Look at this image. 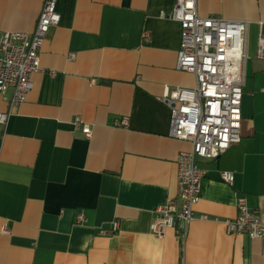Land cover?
Segmentation results:
<instances>
[{
    "label": "crops",
    "instance_id": "0c3cea01",
    "mask_svg": "<svg viewBox=\"0 0 264 264\" xmlns=\"http://www.w3.org/2000/svg\"><path fill=\"white\" fill-rule=\"evenodd\" d=\"M43 1L0 0V33H32ZM174 1H56L42 72L0 125V264H264V240L228 235L223 224L237 217L238 196L264 220V0L196 2L200 17L248 22L241 140L198 161L205 175L186 236L150 232L153 211L176 200V157L190 150L169 138L159 101L166 89L195 87L176 70L178 24L159 18ZM10 97L0 95V114Z\"/></svg>",
    "mask_w": 264,
    "mask_h": 264
},
{
    "label": "built area",
    "instance_id": "2783aa9c",
    "mask_svg": "<svg viewBox=\"0 0 264 264\" xmlns=\"http://www.w3.org/2000/svg\"><path fill=\"white\" fill-rule=\"evenodd\" d=\"M57 0H44L34 30L30 34L0 33V95L11 91L6 113L0 114V125L6 124L13 110L25 101L32 84L30 77L41 73L39 52L49 30L59 23ZM197 0H175L169 12H160L159 18L176 22L180 30V47L176 70L195 78L194 89H166L160 103L170 113L169 138L190 145L180 152L175 161L178 194L176 200H166L154 211L150 232L162 238L168 230L185 237L194 220L193 208L199 203L205 172L198 161H214L229 148L240 143L241 101L245 82V61L248 22L227 21L217 17H200ZM256 58L264 61V38L259 37ZM85 139L91 137V128L76 118ZM126 126V120L117 122ZM234 176L222 172L220 181L232 185ZM237 217L225 220L226 234L246 235L264 240V220L250 210L245 197L235 203ZM201 220L206 217L202 216ZM84 221L81 214L76 224ZM118 224L113 223L106 234H114Z\"/></svg>",
    "mask_w": 264,
    "mask_h": 264
}]
</instances>
